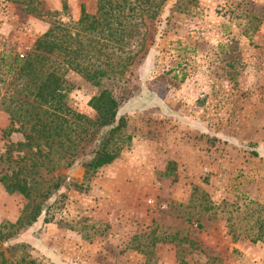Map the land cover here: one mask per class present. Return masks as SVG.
Wrapping results in <instances>:
<instances>
[{
	"label": "rangeland",
	"instance_id": "rangeland-1",
	"mask_svg": "<svg viewBox=\"0 0 264 264\" xmlns=\"http://www.w3.org/2000/svg\"><path fill=\"white\" fill-rule=\"evenodd\" d=\"M42 2L57 13L36 17L0 0L3 173L17 167L4 162L7 146L24 141L21 132L4 135L14 57L52 23L96 7ZM157 3L145 50L121 80L96 86L71 70L64 76L67 105L89 118V99L104 87L114 92L127 120L119 157L90 179L78 164L41 168L40 189L57 177L61 186L47 213L13 236L9 225L28 199L0 183V264H264V242L253 241L264 223V0ZM25 120L22 113L14 126Z\"/></svg>",
	"mask_w": 264,
	"mask_h": 264
},
{
	"label": "trees",
	"instance_id": "trees-1",
	"mask_svg": "<svg viewBox=\"0 0 264 264\" xmlns=\"http://www.w3.org/2000/svg\"><path fill=\"white\" fill-rule=\"evenodd\" d=\"M9 1L36 17L57 13L49 12L42 0ZM158 8L157 0H96L93 13L82 5L78 19L52 23L24 58L14 57L18 83L15 94L8 100L9 105L15 104L11 109L3 108L11 119L3 132L5 136L21 132L24 141L7 146L4 162L17 167L10 173L0 172V183L7 193L21 194L28 203L17 221L9 225L11 236L46 214L47 200L61 186V178L57 177L47 188L40 189L38 186L44 185V180H37L42 178L41 168L51 173L55 168L78 164L83 167L86 179H90L98 169L119 157L123 149L119 136L127 120L119 112L120 102L114 92L104 87L89 99L88 105L95 111V116L89 118L67 105L70 86L64 76L71 70L96 86L103 79L121 80L144 52L149 25L154 22ZM63 9L67 10L66 4ZM4 101L3 98V105ZM22 113L28 120L15 127ZM15 151L25 153L13 158ZM79 151L84 152L80 158ZM26 160L31 161L30 165L21 164ZM44 220L50 218L45 216ZM260 227L254 242H264V223ZM6 262L3 260V264ZM32 263L29 260L20 264Z\"/></svg>",
	"mask_w": 264,
	"mask_h": 264
},
{
	"label": "built area",
	"instance_id": "built-area-1",
	"mask_svg": "<svg viewBox=\"0 0 264 264\" xmlns=\"http://www.w3.org/2000/svg\"><path fill=\"white\" fill-rule=\"evenodd\" d=\"M22 56V55H21Z\"/></svg>",
	"mask_w": 264,
	"mask_h": 264
}]
</instances>
